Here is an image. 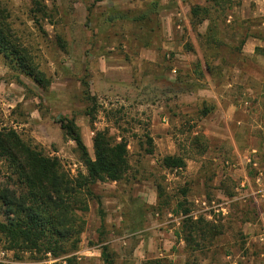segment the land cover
Masks as SVG:
<instances>
[{
  "label": "rangeland",
  "instance_id": "1",
  "mask_svg": "<svg viewBox=\"0 0 264 264\" xmlns=\"http://www.w3.org/2000/svg\"><path fill=\"white\" fill-rule=\"evenodd\" d=\"M193 6L210 10L212 21L193 25ZM0 7L13 44L49 80L39 88L0 53V128L14 129L76 176L85 168L59 124L73 119L92 158L96 131L123 139L129 167L122 180L92 188L88 210L79 213L84 229L67 254L10 250L0 235V264H103V249L114 264H175L185 210L195 226L202 220L218 231L215 237L236 221L243 264H264V222L253 206L264 199V175L255 182L264 169V98L255 108L247 94L264 91V79L245 75L264 76V48L259 60L241 56V41L251 31L263 34L255 2L230 0L224 10L207 0H0ZM233 96L240 124L217 112ZM169 155L185 167L164 169ZM4 173L0 162V183ZM245 176L250 184L240 186ZM228 202L236 206L222 215ZM246 221L254 232H243ZM215 237H195L200 248L188 263L202 264Z\"/></svg>",
  "mask_w": 264,
  "mask_h": 264
},
{
  "label": "trees",
  "instance_id": "2",
  "mask_svg": "<svg viewBox=\"0 0 264 264\" xmlns=\"http://www.w3.org/2000/svg\"><path fill=\"white\" fill-rule=\"evenodd\" d=\"M207 1L224 10V5L230 0ZM209 12L205 7H191L193 25L206 19L212 21ZM3 13L0 7V53L39 88L46 89L49 80L29 53L13 44ZM205 65L208 69V63ZM83 84L87 86L86 82ZM59 124L64 135L75 143L85 168L84 174L71 176L59 158L45 155L36 146L22 140L14 129L0 128V162L5 166L2 177L5 180L0 183V235L10 250L49 253L53 257L67 254V245L75 246L84 229L85 221L79 213L88 210V202L93 197L92 188L97 182H118L128 172L127 144L123 139L116 142L107 130L96 131L92 139V158L75 121L62 118ZM147 144L151 145L150 138ZM160 164L164 169H182L185 160L178 155H169L163 157ZM188 212H183L184 225L179 231L187 250L193 252L200 248L195 237L202 242H210L219 232L212 234L211 227L202 220L199 221L202 227L195 226L192 217L187 216ZM101 254L103 264H114L105 249Z\"/></svg>",
  "mask_w": 264,
  "mask_h": 264
},
{
  "label": "crops",
  "instance_id": "3",
  "mask_svg": "<svg viewBox=\"0 0 264 264\" xmlns=\"http://www.w3.org/2000/svg\"><path fill=\"white\" fill-rule=\"evenodd\" d=\"M253 2L256 3L257 9L258 7L260 8L259 12H261V16L264 17V9L260 7V5L263 3L264 0H252ZM253 16H255L257 11L252 12ZM260 26V25H259ZM261 26L263 28V34H255L254 32L251 31V33L247 36L245 39V42L241 46V56L246 57V58H252L256 59V57L259 60L260 54L258 53L257 49H262L264 48V18L262 19ZM258 53V54H257ZM239 69V68H238ZM248 76L251 80L253 79H264V76L259 77L258 72L255 70H252L250 73L245 74ZM232 85L228 84L227 87H230ZM217 93L215 90H211L210 95L215 96ZM215 94V95H214ZM247 94L253 98V101L257 104H255V108L259 107V100L264 98V91H253L252 89H247ZM231 98V97H229ZM235 96L232 97V99L225 98L223 101V104L220 103L219 108H217V112H219L220 118H224L225 122H230L232 121V117L235 119L237 124H240L241 121L238 120L237 117H234L233 114L236 113L239 108L237 102L235 103L234 99ZM264 127V118L262 123ZM260 127V126H259ZM257 175H261L260 179H255V182L259 183L260 180L262 179V176L264 175V169L263 173L260 169H258ZM235 175L241 174L240 173H234ZM238 176V175H237ZM236 178V177H235ZM238 180V179H237ZM250 184L249 178L244 177L242 180H240V186H244V184ZM236 205L235 203H225V205L220 208L222 211V215H226L228 213H231L232 208H234ZM253 206L256 208V214L260 216V219H263L264 222V199L263 197H260L256 200L253 201ZM175 216L179 214L177 211H175ZM230 219V217H226L225 220ZM236 221H230L227 223V228L221 231V233L215 237L214 242L211 243V246L209 245L210 243H207L206 247V255L202 258V264H243L242 259H241V251L234 246L235 241L233 240V232L236 231L234 228L238 227L236 225ZM245 230L243 231L245 234H250V232H254V225L251 222L246 221L244 223ZM253 228V229H252ZM178 233L180 235H178ZM254 236L253 234L251 237ZM250 240L253 241H259V237H252ZM262 240V239H260ZM214 243V244H213ZM213 244V245H212ZM195 252V251H194ZM192 251L187 250L186 244L184 239L182 238V234L180 233L179 230L175 231V264H185V262L188 260L190 255L192 254Z\"/></svg>",
  "mask_w": 264,
  "mask_h": 264
},
{
  "label": "built area",
  "instance_id": "4",
  "mask_svg": "<svg viewBox=\"0 0 264 264\" xmlns=\"http://www.w3.org/2000/svg\"><path fill=\"white\" fill-rule=\"evenodd\" d=\"M260 176H261V175L258 174L257 177H256V179H260Z\"/></svg>",
  "mask_w": 264,
  "mask_h": 264
}]
</instances>
